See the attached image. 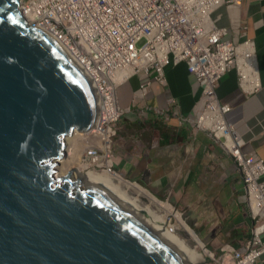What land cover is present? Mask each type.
Returning <instances> with one entry per match:
<instances>
[{
	"label": "water",
	"instance_id": "95a60500",
	"mask_svg": "<svg viewBox=\"0 0 264 264\" xmlns=\"http://www.w3.org/2000/svg\"><path fill=\"white\" fill-rule=\"evenodd\" d=\"M82 72L18 0H0V264H192L144 202L93 172L56 176L95 117Z\"/></svg>",
	"mask_w": 264,
	"mask_h": 264
},
{
	"label": "built area",
	"instance_id": "2783aa9c",
	"mask_svg": "<svg viewBox=\"0 0 264 264\" xmlns=\"http://www.w3.org/2000/svg\"><path fill=\"white\" fill-rule=\"evenodd\" d=\"M237 2L19 0V9L31 24L53 36L93 89L96 116L82 135L89 143L85 159L92 161V168L101 166L97 161L104 154L111 157L109 141L123 113L117 102V86L132 75L138 76L142 80L140 99L151 81L165 84L167 65L185 63L199 85V94L191 117L180 116V121L206 131L231 156L253 221L242 252L231 248L228 256L237 264L245 258L251 264L259 260L264 264V160L242 151L240 134L226 120L231 108L215 93L219 79L231 67L236 69L241 89L250 92L259 87L258 82L248 79L250 68L255 66L252 40L243 30L228 38L233 31L218 26L219 17L213 16L220 6H236Z\"/></svg>",
	"mask_w": 264,
	"mask_h": 264
},
{
	"label": "crops",
	"instance_id": "0c3cea01",
	"mask_svg": "<svg viewBox=\"0 0 264 264\" xmlns=\"http://www.w3.org/2000/svg\"><path fill=\"white\" fill-rule=\"evenodd\" d=\"M214 16L219 17L216 22L218 26H227L233 31L227 35L228 38L239 34L241 28L245 36L252 39L259 89L253 93L243 91L239 86L236 70L231 68L221 76L215 91L218 99L231 107L226 120L236 127L243 139L242 151L248 154L255 153L264 159V0H238L236 9L221 6L214 12ZM233 20L235 23L231 22ZM165 79L164 86L157 82L149 85L139 107L141 110L148 107L152 111L149 116L146 113L142 118L155 124L158 130V144L166 146V149H155L157 151L152 153L150 162L145 163L149 170L138 161L135 162V169L141 173L140 175L148 173L145 178L141 177V182L153 193L158 194L173 178L175 164H181L182 168L187 161L186 152L193 155L196 150L195 159L191 158V164L184 166L185 180H182V184L181 180L178 182L182 186L196 182V177L190 172L192 167L196 165L193 171L200 170L197 173L199 175L205 166L204 151L215 150V154L220 157L219 168L228 169L229 172V177L220 181L224 188L215 197L217 213L223 220V227L229 228L232 234L236 235L232 246L235 249H242L241 246L249 235L251 219L245 208L242 183L232 159L205 131L186 124L180 125L178 129L171 126L175 123L173 118L177 116L172 110V104L168 102L169 98L175 100L177 104L175 106L178 107L180 114L189 115L199 94V85L187 73L184 63L166 66ZM138 85V80L131 78L117 88L120 107L125 108L131 104L133 92ZM137 121H141L140 117ZM179 139L185 144L183 150L166 151L167 146L173 145ZM119 166L124 168L125 163L121 161ZM142 169L146 172L142 173ZM257 264L262 263L259 261Z\"/></svg>",
	"mask_w": 264,
	"mask_h": 264
},
{
	"label": "rangeland",
	"instance_id": "374dc122",
	"mask_svg": "<svg viewBox=\"0 0 264 264\" xmlns=\"http://www.w3.org/2000/svg\"><path fill=\"white\" fill-rule=\"evenodd\" d=\"M131 83H133V81H131ZM141 112H144V110H141L138 104H133L132 101L129 106L124 108V113L116 123L114 128L115 132L110 138L111 141H109L111 150L109 164L111 167L109 168L108 166V168L112 172L121 175L124 179L130 182H136L159 200L169 203L173 209V214L174 212L179 213L184 223L194 231L202 241L204 248L210 252L209 256H204V260L197 264H237L236 260L232 261L230 259L228 256L229 252L225 249L227 245L230 247L234 246L232 242L235 241L236 235L232 234L229 228L223 227V220L218 215L215 204L217 202V198L215 197H217L221 189L224 188L220 181L229 177L228 169L219 168L218 164L220 157L215 154V150H205V166H203L201 173L198 175L197 173H199L200 170L193 171L196 165L192 167L190 171L191 174L196 177V182L191 183V185L182 186L178 182L181 180L182 184V180H185L184 176L186 172L184 166L191 164V158L193 160L195 159L194 153L196 150H194L195 152L193 155H189L186 152L187 161L182 165V168H180L181 164H175V169L173 170L174 176L171 181L163 187L158 194L153 193L148 186H145L141 182V177L145 178L148 173L140 175L141 173L135 169V162L138 161L142 166L146 167L145 163L150 162L152 153L157 151L155 149L165 150L166 146H160L158 144V130L155 128V124L150 121H145L146 119L142 118L141 114L143 113ZM150 113H152V111L148 110V116ZM139 117L141 121L136 122ZM173 119L175 123L171 125L172 127L178 129L182 124L190 126L187 122H180L177 118ZM164 126L169 125L164 124ZM75 133L81 132L76 131ZM73 134H71V136ZM79 135L76 136L80 137ZM78 137L77 139H79ZM68 138L65 141L66 146L68 144ZM182 142L183 140L179 139L173 145L167 146L168 150L166 151L183 150L185 144ZM84 144L85 146H83V149L81 147L78 151L73 152L75 149H71L73 154L76 153L79 164L82 161L89 163L85 159V149L88 143L84 142ZM114 160H117L119 163L117 162L114 164ZM120 160L122 163H125L124 168L119 166ZM57 165L61 166L62 161ZM78 165H76V167H79ZM92 165L93 163L88 164L85 170L92 169ZM101 167V169L104 168L103 165H101ZM141 171L142 173L146 172L145 169ZM176 222L172 214L169 215L165 221L169 227L175 226L174 232L182 239L193 244V239L190 238L187 231L180 227L179 223L176 224ZM234 250L242 252L241 249L234 248Z\"/></svg>",
	"mask_w": 264,
	"mask_h": 264
},
{
	"label": "bare ground",
	"instance_id": "6f19581e",
	"mask_svg": "<svg viewBox=\"0 0 264 264\" xmlns=\"http://www.w3.org/2000/svg\"><path fill=\"white\" fill-rule=\"evenodd\" d=\"M27 20V22L29 21L27 18H25ZM30 23V21H29ZM39 28V27H38ZM254 63V61H253ZM255 64V63H254ZM250 72L251 75L250 77H248V79H251L253 81V84H257V74H256V69L255 66L253 65L250 68ZM76 131H74V134L68 138V144H67V148L65 150V156L63 158H61L58 163H60V161H62V165H56L57 167H55L56 171L55 174L56 176L65 174V173H72L74 175H84L86 173L89 172H93L95 174H98L102 177L111 179L116 181L117 183H119L125 190L128 191V193H130L131 195H133L134 197L138 198L139 200H141L142 202H144L147 206H149L153 211H155L164 221H166V218L169 215H174L175 219H176V224L179 223V226L182 227L183 229H185L187 231V233L189 234L190 238L193 239V244L188 243L186 240L182 239L184 242V246H186L187 250L189 251L191 258H192V264H197L201 261L204 260V256L210 254V252L204 248L202 241L200 240V238L194 233V231L188 227L184 221L181 219L179 213H175L173 214V209L171 207V205L169 203L163 202L161 200H159L158 198H156L153 194H151L149 191H147L145 188H143L142 186H140L139 184H137L136 182H130L126 179H124L121 175L116 174L114 172H112L108 166H109V158H106V155L104 154L103 157H101V159H99L97 162L101 165H103V169H88L85 170L87 168V165L92 163V161H90L89 163L86 162H80L77 160L76 157V153L73 154L71 149H75L74 151H78L80 150V148L83 146H85L84 139L82 138L81 135H79L80 133H75ZM79 135L80 137L76 136ZM76 136V137H75ZM77 137L80 139H77ZM65 137V141L67 139ZM83 139V140H82ZM66 143V142H65ZM101 148L104 151L108 150L107 145H103L101 146ZM81 149V150H82ZM79 164V165H78ZM76 165H78L79 167H76ZM74 168V171H73ZM85 170V171H84ZM173 231L175 230V226H171L170 227ZM227 251H229L231 248L229 246H225ZM239 264H251L249 259L245 258L242 262H240Z\"/></svg>",
	"mask_w": 264,
	"mask_h": 264
},
{
	"label": "clouds",
	"instance_id": "9594fccd",
	"mask_svg": "<svg viewBox=\"0 0 264 264\" xmlns=\"http://www.w3.org/2000/svg\"><path fill=\"white\" fill-rule=\"evenodd\" d=\"M237 4H238V2H237ZM221 7V6H220ZM219 7V8H220ZM230 7H233V8H235L236 9V7H237V5L236 6H230ZM18 9H19V0H18ZM218 9V8H217ZM216 9V10H217ZM215 10V11H216ZM19 11H20V9H19ZM214 11V12H215ZM21 12V11H20ZM21 15H22V13H21ZM213 16H214V13H213ZM22 17H23V19L25 20V22L28 24V25H30V26H34V27H36V28H38L37 26H35V25H33V24H31V23H29V22H27V20L25 19V17L22 15ZM231 22H234L235 23V21L233 20V21H231ZM222 27H227V26H222ZM234 27H236V26H234ZM229 28V27H228ZM38 29H40V30H42L43 32H45L43 29H41V28H38ZM239 30H241V28L239 29ZM239 32V31H238ZM48 36H51L50 34H48L47 32H45ZM51 38L59 45V47L64 51V53L66 54V52H65V50L62 48V46L53 38V36H51ZM238 39H242V37H240V36H238ZM252 40V39H251ZM254 48V47H253ZM254 53H255V51H254ZM67 55V54H66ZM68 56V55H67ZM68 58L70 59V57L68 56ZM71 60V59H70ZM72 61V60H71ZM73 62V61H72ZM74 63V62H73ZM179 63H184V62H179ZM75 64V63H74ZM178 64V63H177ZM185 64V63H184ZM169 65H173V64H169ZM174 65H176V64H174ZM75 66L77 67V65L75 64ZM168 66V65H167ZM185 67H186V65H185ZM78 68V67H77ZM231 68H234V67H231ZM230 68V69H231ZM79 69V68H78ZM229 69V70H230ZM235 69V68H234ZM80 70V69H79ZM236 70V69H235ZM81 71V70H80ZM187 71V70H186ZM188 73V72H187ZM226 73V72H225ZM224 73V74H225ZM83 74V73H82ZM84 75V74H83ZM237 76H238V74H237ZM85 77V76H84ZM192 77V76H191ZM86 78V77H85ZM131 78H135V79H137L138 80V82H139V85L141 84V82H142V80L141 79H139V77L138 76H136V75H132V76H130V77H128L124 82H126L127 80H129V79H131ZM193 78V77H192ZM164 79H165V68H164ZM194 79V78H193ZM86 80L88 81V79L86 78ZM258 81V80H257ZM124 82H122L121 84H123ZM152 82H154V81H151L150 83H149V85L152 83ZM238 82H239V80H238ZM88 83H89V81H88ZM120 84V85H121ZM258 84H259V82H258ZM120 85H118L117 86V88L120 86ZM139 85H138V88L136 89V90H134V92H133V94H134V96H133V99H132V103L134 104V103H137L138 104V106H139V104H140V102H141V100L144 98V96L142 97V98H138V94H139V92H138V89H139ZM149 85H148V87H147V89L149 88ZM161 85H166V79H165V84H161ZM218 85V84H217ZM89 86H90V83H89ZM240 86V85H239ZM90 88H91V91H92V95H93V98H94V103H95V97H94V93H93V89H92V87L90 86ZM116 88V89H117ZM258 89H259V87H258ZM257 89V90H258ZM118 90V89H117ZM117 90H116V96H117ZM215 90H216V88H215ZM243 90V89H242ZM257 90H255V91H257ZM244 91V90H243ZM255 91H250V92H247V93H253V92H255ZM146 92H147V90H146ZM146 92H145V94H146ZM246 92V91H245ZM215 93H216V91H215ZM144 94V95H145ZM217 96V95H216ZM198 97V96H197ZM218 98V97H217ZM170 99H172V98H170ZM197 99V98H196ZM195 99V100H196ZM173 100V99H172ZM221 101V100H220ZM117 102H118V96H117ZM168 102H170L169 100H168ZM171 104H172V106H173V112H175V108H176V106L175 105H177L176 103H175V100H173V103L172 102H170ZM118 105H119V103H118ZM194 105V104H193ZM228 105V104H227ZM229 106V105H228ZM120 107V106H119ZM95 108H96V104H95ZM120 108H122V107H120ZM193 108V107H192ZM231 108V107H230ZM122 110H123V113H124V108H122ZM148 110H149V108L148 107H146V110H144V112H141V113H143V114H141L142 115V117H144V116H146V113L148 112ZM177 111H178V107H177ZM231 111V110H230ZM122 113V114H123ZM121 114V115H122ZM175 114H176V116H177V118L179 119V121H180V116H184V117H191V115H192V111H191V113L189 114V115H182V114H180L179 112H175ZM95 116H96V112H95ZM227 116V115H226ZM94 119H95V117H94ZM94 119H93V122H94ZM119 119H120V117H119ZM118 119V120H119ZM118 120H117V122H118ZM93 122H92V125H93ZM116 122V123H117ZM180 122H182V121H180ZM185 122V121H184ZM188 123V122H187ZM230 123V122H229ZM190 124V123H189ZM92 125L90 126V128L92 127ZM191 126H194L193 124H190ZM233 125V124H232ZM195 127V126H194ZM89 128V129H90ZM196 128V127H195ZM89 129H87L86 131H88ZM198 129V128H197ZM76 131V130H75ZM86 131H78V132H81L80 133V135L82 136ZM206 132V131H205ZM73 133H74V131H73ZM72 133V134H73ZM207 133V132H206ZM208 134V133H207ZM83 138V137H82ZM83 140V139H82ZM84 141H86V140H84ZM242 141H243V139H242ZM217 142V141H216ZM86 143H88V142H86ZM218 143V142H217ZM244 143V142H243ZM219 144V143H218ZM88 146H89V143H88ZM87 146V147H88ZM87 147H86V149H87ZM85 149V150H86ZM86 152V151H85ZM110 152H111V150H110ZM225 152V151H224ZM226 153V152H225ZM226 154H228V153H226ZM248 154V153H247ZM249 154H255V153H249ZM229 155V154H228ZM258 156V155H257ZM229 157L231 158V156L229 155ZM232 159V158H231ZM263 159V158H262ZM264 160V159H263ZM88 161V160H87ZM121 161V160H120ZM233 161V160H232ZM118 161L116 160H114V164H116ZM119 163V162H118ZM234 164V163H233ZM235 166V165H234ZM111 166H110V164H109V168H110ZM102 167L100 166V167H98V168H92V169H96V170H98V169H101ZM235 169H236V167H235ZM237 171V170H236ZM238 173V172H237ZM238 175H239V173H238ZM239 178H240V176H239ZM241 181V180H240ZM242 183V182H241ZM242 187H243V185H242ZM243 196H244V192H243ZM245 199V198H244ZM245 202V201H244ZM245 208H246V204H245ZM246 210H247V208H246ZM248 212V211H247ZM249 214V213H248ZM249 217H250V215H249ZM251 219V218H250ZM252 224H253V221L251 220V228H252ZM250 228V229H251ZM250 236V230H249V235H248V237ZM248 237L246 238V240L248 239ZM245 240V241H246ZM244 244H245V242H244ZM227 246H229V245H227ZM230 247V246H229ZM230 248H232V249H234L233 247H230ZM225 249H226V247H225ZM244 248L242 247V249H241V251L243 250ZM227 250V249H226ZM260 261V260H259ZM259 261H256L255 262V264H257V262H259ZM262 264H263V262L262 261H260Z\"/></svg>",
	"mask_w": 264,
	"mask_h": 264
}]
</instances>
